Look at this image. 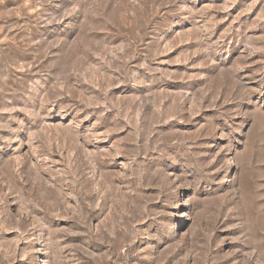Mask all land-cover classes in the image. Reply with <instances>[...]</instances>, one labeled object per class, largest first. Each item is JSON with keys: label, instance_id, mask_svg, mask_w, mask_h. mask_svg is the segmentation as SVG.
<instances>
[{"label": "rangeland", "instance_id": "obj_1", "mask_svg": "<svg viewBox=\"0 0 264 264\" xmlns=\"http://www.w3.org/2000/svg\"><path fill=\"white\" fill-rule=\"evenodd\" d=\"M169 169L185 262L264 264V0H0V264H147Z\"/></svg>", "mask_w": 264, "mask_h": 264}, {"label": "bare ground", "instance_id": "obj_2", "mask_svg": "<svg viewBox=\"0 0 264 264\" xmlns=\"http://www.w3.org/2000/svg\"><path fill=\"white\" fill-rule=\"evenodd\" d=\"M239 161L241 160H239L236 154L223 157L222 162L224 163V167L221 184L231 190L238 189L243 182ZM150 180H153V182L157 181L159 184L161 190L159 192L160 198L162 197L167 203V206L163 209L166 217L162 219L152 234L146 223L141 225L140 231L142 230L141 234L143 236L138 240V252L141 256L145 257L147 264H170L172 262V259L169 257L171 251L175 252L174 261L186 263L185 261L189 260V252L180 244V239L178 238L179 230L176 231L175 229L181 222L180 217L188 219L189 222L187 224H189L190 228L192 227L191 216L193 214L194 196L187 192L188 195L185 198H182L181 201L177 200L174 189L181 185L180 181L182 180H179L170 169L167 170L164 177L154 173ZM180 203L182 206H180ZM255 236L256 234L254 233L253 237ZM261 242L264 247V235L261 238Z\"/></svg>", "mask_w": 264, "mask_h": 264}]
</instances>
